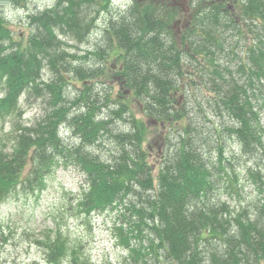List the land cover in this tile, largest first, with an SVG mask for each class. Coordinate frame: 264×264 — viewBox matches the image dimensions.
I'll list each match as a JSON object with an SVG mask.
<instances>
[{
  "label": "trees",
  "instance_id": "1",
  "mask_svg": "<svg viewBox=\"0 0 264 264\" xmlns=\"http://www.w3.org/2000/svg\"><path fill=\"white\" fill-rule=\"evenodd\" d=\"M53 1L0 0V206L71 166L84 223L128 215L113 233L121 264H264V0H188L180 33L168 0ZM6 8L26 10L25 37ZM103 15L98 43L79 51ZM21 104L38 114L23 122ZM40 245L45 264H88L61 231Z\"/></svg>",
  "mask_w": 264,
  "mask_h": 264
},
{
  "label": "rangeland",
  "instance_id": "2",
  "mask_svg": "<svg viewBox=\"0 0 264 264\" xmlns=\"http://www.w3.org/2000/svg\"><path fill=\"white\" fill-rule=\"evenodd\" d=\"M116 1L119 4H124L126 0ZM31 2L33 5L39 6L40 9H45L54 1L31 0ZM176 3L181 4V12L172 17L171 25H175V33H180L188 25L191 10L187 8L188 0H168L167 5L173 6ZM4 16L10 30L15 35L26 36L24 28L26 10L15 11L13 8H6ZM105 18V15L101 16L97 25L95 24V32L86 44L79 45V51L83 52L87 48L92 49L95 43H98L99 34L106 27ZM115 58L107 59L106 67L111 71L117 68ZM111 82L109 85H113V90L110 93L115 96L118 86ZM1 90L0 86V97L2 96ZM179 101L178 97L177 105L180 104ZM22 109L25 111L22 117L23 122H29L35 114H38L40 108L38 105L27 108L25 104H21ZM136 118H142V116H136ZM261 124L264 128L262 114ZM10 131L9 120L0 121V146L5 147L6 150L10 146L7 143L11 137ZM154 132L148 136L147 140L150 142L154 139L150 153L158 152L166 129L163 125H157ZM84 182L85 178L78 170L71 166L60 165L46 179L44 190L38 194H28L27 196L20 194L2 204L0 206V231H3L6 243L0 244V264H45V249L40 243H46L49 239L54 238L59 231L66 237L70 245L80 246L84 253L83 258L88 261V264H121L122 259H125L124 252L120 246L117 247L112 235L116 225L121 222L122 216L119 217L117 212L109 211L103 215L93 216L92 219L84 223V220L77 216L75 210V204L81 195ZM244 187L245 195L249 197L250 189L246 183ZM244 199L238 193L236 201L242 202ZM118 212L122 211L118 210Z\"/></svg>",
  "mask_w": 264,
  "mask_h": 264
}]
</instances>
